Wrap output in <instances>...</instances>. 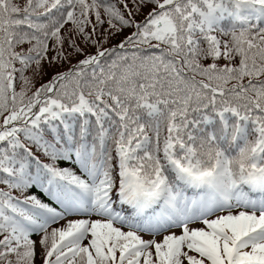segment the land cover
I'll return each mask as SVG.
<instances>
[{
	"label": "snow or ice",
	"instance_id": "1",
	"mask_svg": "<svg viewBox=\"0 0 264 264\" xmlns=\"http://www.w3.org/2000/svg\"><path fill=\"white\" fill-rule=\"evenodd\" d=\"M0 264H264V0H0Z\"/></svg>",
	"mask_w": 264,
	"mask_h": 264
}]
</instances>
